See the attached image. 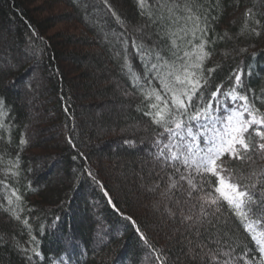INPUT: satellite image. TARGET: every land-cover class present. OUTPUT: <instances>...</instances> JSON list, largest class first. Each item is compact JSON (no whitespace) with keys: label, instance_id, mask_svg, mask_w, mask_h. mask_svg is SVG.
<instances>
[{"label":"trees","instance_id":"trees-1","mask_svg":"<svg viewBox=\"0 0 264 264\" xmlns=\"http://www.w3.org/2000/svg\"><path fill=\"white\" fill-rule=\"evenodd\" d=\"M58 5L64 12H53ZM249 9L253 18L248 20V28L255 27L254 20L260 19L259 36L245 30ZM95 13H100L101 20L93 19ZM212 15L216 18L205 37L209 41L206 48L212 53L204 62L208 76L205 99L217 85H222V93L228 89L232 83L229 77L237 69L246 72L250 99L253 94L264 95V0H219ZM66 24L71 28L78 24L80 28L58 31ZM144 25L147 27L138 31ZM159 32L140 15L137 0H107V5L104 0H0V52L19 53L11 63L13 68L3 72L0 66V99L4 101L0 108V264H201L189 258L185 240L195 229L189 230L187 223L180 222L179 208L184 207L187 214L189 205L172 203L180 192L167 196V209L176 212L175 217L148 206L153 195L148 186L159 183L166 189V172L159 169L154 156V141L162 129L144 115L141 97L127 69L121 68L126 48L131 68L143 76V63L132 47V40L141 37L150 47L159 45L162 55L171 56ZM26 61L43 76L39 91L53 98L48 109L49 128L44 126L39 132L61 131L59 144L44 146L31 140L32 120L19 90L21 79L28 77L24 75ZM208 68L215 71L209 75ZM151 83L158 87V81ZM102 102V108L109 112L97 117L94 108L101 109ZM255 104L264 112V103L256 100ZM32 136L35 139L36 135ZM106 137L113 138L109 142L116 145L115 150L100 147L99 142ZM21 139L27 143L21 144ZM51 160L58 161L63 172L42 187L33 171L37 163L48 165ZM224 160L244 178L253 169H264V159L259 155L251 164L227 156ZM209 179L215 181L214 177ZM247 182L241 179V183ZM259 187L253 189L258 196ZM105 191L110 196L106 197ZM13 192L21 196L20 201L11 195ZM94 199L101 205L104 223L98 229L89 215ZM217 216L220 228L233 238L237 251L242 244L254 249L249 234L227 205ZM125 217H131L135 224ZM104 232L108 236L104 245L93 247L94 236ZM201 233V237L190 238L202 239L208 247L216 246L205 238L203 230ZM33 250L41 255L37 257Z\"/></svg>","mask_w":264,"mask_h":264},{"label":"snow or ice","instance_id":"snow-or-ice-1","mask_svg":"<svg viewBox=\"0 0 264 264\" xmlns=\"http://www.w3.org/2000/svg\"><path fill=\"white\" fill-rule=\"evenodd\" d=\"M104 3L107 5V0ZM137 6L140 15L160 29L158 35L172 55H162L159 45L150 47L141 37L139 41L132 40V47L143 63V76L131 68L126 48L123 49L121 68L127 69L136 94L141 97L140 104L146 109L144 115L162 129L154 141L157 149L154 156L166 172L164 195L174 196L173 190H178L180 196L172 203L189 205L187 214L184 207L179 208L180 222L187 223L189 230L195 229L185 237L189 258L201 264L205 260L207 264H264V169H253L244 178L228 168L224 160L227 156L229 160L251 164L255 155L264 159V112L255 104L256 100L264 103V95L253 94L250 99V88L244 80L246 72L237 69L229 77L232 83L228 89L222 93V85H217L205 99L208 76L204 62L212 54L206 48L209 41L205 37L216 18L212 12L219 7V0H153V3L137 0ZM109 8L111 10L110 5ZM112 15L123 24L114 11ZM245 17V30L259 36L260 19L254 20L255 27L248 28V20L253 18L251 9ZM144 27L147 25L138 31L142 32ZM206 71L210 75L215 68ZM152 80L158 81V87L151 83ZM3 106L4 101L0 99V108ZM20 143L27 141L21 139ZM69 143L72 144L71 138ZM13 166L18 167V164ZM209 177H214L215 181ZM241 179L249 182L241 183ZM258 184L259 196L253 191ZM11 195L16 201L21 200L16 192ZM104 195L110 196L107 191ZM12 202L10 197L8 204ZM109 203H112L110 198ZM224 205L242 223L254 249L242 244L237 251L233 238L220 228L217 214ZM192 208L197 211L192 212ZM168 211L170 216H176V212ZM16 219L20 217L16 216ZM125 219L135 224L131 217ZM136 230L140 231L139 228ZM201 230L215 247H208L202 239L190 238L201 237ZM212 230H215L214 240ZM141 239L147 243L142 234ZM33 251L37 257L41 255Z\"/></svg>","mask_w":264,"mask_h":264},{"label":"rangeland","instance_id":"rangeland-1","mask_svg":"<svg viewBox=\"0 0 264 264\" xmlns=\"http://www.w3.org/2000/svg\"><path fill=\"white\" fill-rule=\"evenodd\" d=\"M41 1H43V0H41ZM37 4H41V3L37 2ZM56 10H57V12H56ZM53 12L54 13L56 12V14H59V13H62L64 11H62L61 6L59 7V5H58L57 8L55 9V11L53 10ZM93 19L98 20V21L101 20L100 13L93 14ZM86 20L88 22L90 21L89 19H86ZM93 22H95V21H93ZM70 26L71 25H69V24H66L65 27L61 26L60 28H58V31H60V30L63 31L64 29L65 30H72V28L73 29H79L80 28V26L78 24L77 25L75 24V26L72 28ZM107 36L117 38V36L111 35V34H109ZM17 52H19V51H17ZM1 53L2 52H0V66H1V70L4 72V71H7V70L14 67L11 63L13 62V60L18 58L17 56L19 55V53H17V54H14V52H13V54H10L8 52L5 54H1ZM15 55H17V56H15ZM23 65L25 66V68L28 69L26 74H24L25 76L27 75L28 77H27V80L25 79L26 81L21 79L22 85L20 86L19 90L20 91L22 90V93H23L22 98H23V101H24V104L26 107V111H27L26 113L28 114V116L32 120V126L33 127L29 130V134L32 137L31 140L33 143L40 141V142H42L41 144H44V146L49 145L50 143L52 144L54 142L59 144L62 141V138L60 136V135H62V133L60 134L61 131H59V130L54 131L53 129H51L52 130V131H50L51 133H49V134L45 133L43 135L39 132L40 131L39 129L43 128L44 126L49 128L48 120H50L49 119L50 113H49L48 109L51 107V103L53 100V98L51 96H49L47 93L42 92L41 90L39 91V89H38V86H40V84L43 83V81H44L43 76L40 74L39 70H37V68L35 69L34 65H32L30 62H28V63H27V61H26V63L23 62ZM26 65H27V67H26ZM23 81L25 83H23ZM93 102H95V101H93ZM102 103L100 106L101 109L98 110V107L94 108L95 111L93 113L97 117L100 116V113L109 112V110H107L106 107L103 106V108H102V105H105V102H102ZM32 135H34V136L36 135L35 139ZM106 138H108V139L107 140L105 139V140H102L99 142L100 147L101 148H107L108 147V148H110V150H113V149L115 150L117 148L116 145H114L113 142H109V140L113 139V138H109V137H106ZM46 147H49V146H46ZM148 161L150 164L153 163L150 160H148ZM48 163H49L48 165H46L44 163H43V165H40L39 163H37L35 170L33 171L34 177L36 179H39V182L41 183L42 187H45L47 184H49L51 182L52 179H56L55 176L61 175L63 172V168L61 167V165L59 164L58 161L54 163L51 160V162H48ZM157 168H159V167H157ZM159 169H161V168H159ZM57 178H59V177H57ZM157 184L159 185V183H157ZM157 184H153L150 187L148 186V189L151 190V192H152L151 194H153V195H150V198L148 197L149 199L152 198L151 203H148V206L154 210L156 209L155 210L156 212L159 209L160 210L164 209L163 210L164 214H166V216H169V212H168L169 209H167V207H168L167 195H164L165 190H164L163 186L156 187ZM185 187H187L186 184H185ZM157 189H160V191L156 192V194H155V191ZM91 190H93V189L91 188ZM140 191H142V189ZM173 191L176 192L177 190H173ZM91 193L89 192V194H91ZM193 195H196V193H194ZM91 197H93V195ZM90 203H91V201H90ZM92 205H94V206L92 207V209H90L91 212H89L90 213L89 215H90V218L92 220V223L98 229V227H100L104 224L103 220L100 216L101 205L95 199H94ZM186 211H187V209H186ZM192 212H193V209H192ZM172 231L174 232V230H172ZM173 232H171L172 235L174 234ZM95 233H96V230H95ZM107 238H108V236L106 235L105 232H104V234L103 233L96 234L94 236V239H93L95 241V243H93L92 246L93 247L99 246L98 244H100V246H103L104 243L106 242Z\"/></svg>","mask_w":264,"mask_h":264}]
</instances>
